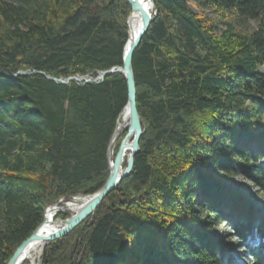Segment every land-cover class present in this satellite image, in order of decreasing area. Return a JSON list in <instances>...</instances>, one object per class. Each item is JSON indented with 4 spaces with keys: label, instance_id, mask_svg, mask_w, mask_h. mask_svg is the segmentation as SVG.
Here are the masks:
<instances>
[{
    "label": "trees",
    "instance_id": "obj_1",
    "mask_svg": "<svg viewBox=\"0 0 264 264\" xmlns=\"http://www.w3.org/2000/svg\"><path fill=\"white\" fill-rule=\"evenodd\" d=\"M152 2L133 54L144 133L132 172L42 264H264V205L228 185L242 176L264 198V0ZM192 4L255 27L221 29ZM131 12L127 0H0V264L48 207L105 185L127 82L75 78L123 66Z\"/></svg>",
    "mask_w": 264,
    "mask_h": 264
},
{
    "label": "water",
    "instance_id": "obj_2",
    "mask_svg": "<svg viewBox=\"0 0 264 264\" xmlns=\"http://www.w3.org/2000/svg\"><path fill=\"white\" fill-rule=\"evenodd\" d=\"M152 2V1H151ZM131 8V15L127 21L128 25V39L124 48V56H123V66L122 67H115L108 71H102L95 79H87L83 77H76L75 80L77 81H98L103 79L106 75L111 73H121L124 75L126 82H127V89H128V97L127 103L124 108L129 115V123L128 128L125 136L121 140L117 153L115 155L114 160L111 159V144H112V137L110 142V147L108 150V160L110 166V174L105 183V185L94 195L89 196V201L83 205V207L75 212L74 214L70 215L67 219H55L57 223L61 225V227L56 228L52 233L47 235L46 237H42L46 239L45 245L40 252V256L38 259V264H42L41 256L45 250V247L52 241H55L59 238H62L69 234L75 227L81 224L85 219L95 213L99 204L111 193L113 192L122 182V180L128 177L134 165V158L136 154L140 151V138L142 137L144 130L142 126V121L140 118V114L137 107V89H136V82H135V74L133 69V54L136 48L139 46L143 36L147 32L153 17L151 12L146 10L138 0H127ZM134 15H137L140 20V26L137 30V33L133 38L130 36V23L131 19ZM46 77L50 80L59 81L61 83H68L73 78H68L67 80L53 78L49 75ZM115 134V133H114ZM130 150V154L127 158V164L123 167L125 152ZM50 208H54L53 204ZM47 208L45 211L44 219L41 225L33 232V234L26 239L14 252L13 256L11 257L8 264H16V261L24 248L34 239L39 237L38 231L44 225L46 221V214L48 213L49 209Z\"/></svg>",
    "mask_w": 264,
    "mask_h": 264
},
{
    "label": "rangeland",
    "instance_id": "obj_3",
    "mask_svg": "<svg viewBox=\"0 0 264 264\" xmlns=\"http://www.w3.org/2000/svg\"><path fill=\"white\" fill-rule=\"evenodd\" d=\"M92 3L96 4H106L109 0H90ZM194 5V6H193ZM192 9L197 13L199 11L205 13L209 18L213 19L215 21V24L218 25L221 29H224L226 26V23L231 19L238 30L248 32L250 29L255 27V23L250 20L247 24H245L241 19H239L237 16L229 15L227 13H221L216 12L213 8H200L199 6L192 4ZM201 54H203V51L198 50ZM91 79V78H87ZM125 129V128H124ZM117 145V142L115 144V147ZM115 152V150H114ZM115 154V153H114ZM128 158L125 157V160ZM228 185L241 197L244 198L247 202L251 203L255 207L261 208L264 205V198L262 193L247 179H245L242 176H236L232 182H229ZM84 196L73 198L71 201H76L77 198H83ZM70 201V202H71ZM66 203V202H65ZM64 202H61L60 204H56V207L59 205V209L56 211L55 216L59 212L67 213V214H73L70 209H67L63 206L65 204ZM55 205V204H53ZM52 206V205H51ZM50 206V207H51ZM49 208V207H48ZM229 232V225L227 223H222L217 227V232L219 234H224V232ZM238 240L236 238H230V242L227 244V249H230L232 253L238 256H243L244 252L242 248H240L239 243H237ZM42 257V256H41ZM242 261L247 264V261L242 258ZM30 264V263H25Z\"/></svg>",
    "mask_w": 264,
    "mask_h": 264
},
{
    "label": "bare ground",
    "instance_id": "obj_4",
    "mask_svg": "<svg viewBox=\"0 0 264 264\" xmlns=\"http://www.w3.org/2000/svg\"><path fill=\"white\" fill-rule=\"evenodd\" d=\"M140 4L149 12H151L153 9L151 5V0H138ZM140 20L137 15H134L131 19L130 23V36L133 38L135 34L137 33V30L139 29L140 26ZM128 123H129V115L127 111L125 110L121 116V120L119 121L117 130L114 134V137L112 139V144H111V155L113 157L114 155V150H115V144L117 142V139L122 132L124 128H128ZM130 150L128 149L125 152V157L129 156ZM111 157V159H112ZM124 157V160H125ZM114 158V157H113ZM90 197L86 196L83 198H77L76 201H67L65 204H63L64 207L67 209H70L72 213L74 214L75 212L79 211L83 205H85L89 201ZM50 208V207H49ZM59 209V205L54 208H50L48 213L46 214V221L44 225L39 229L38 234L39 237L32 240L22 251L20 256L18 257L16 264H24L25 262H28L30 264H38V259L40 256V252L42 248L45 245L46 239L42 237H46L50 233H52L56 228L61 227L59 223L55 221V214L56 211ZM72 215V214H70Z\"/></svg>",
    "mask_w": 264,
    "mask_h": 264
},
{
    "label": "built area",
    "instance_id": "obj_5",
    "mask_svg": "<svg viewBox=\"0 0 264 264\" xmlns=\"http://www.w3.org/2000/svg\"><path fill=\"white\" fill-rule=\"evenodd\" d=\"M152 1V0H151ZM151 5H152V11H151V14H152V17H154L155 15H156V11L154 10V4H153V2H151ZM76 197H79V196H76ZM76 197H74V198H76ZM61 202H63V200L61 199V200H59V202L58 203H56V204H60ZM56 204L55 205H53V207H56Z\"/></svg>",
    "mask_w": 264,
    "mask_h": 264
}]
</instances>
